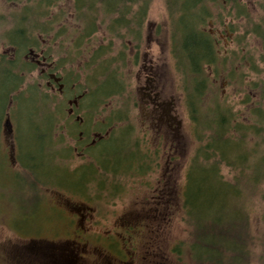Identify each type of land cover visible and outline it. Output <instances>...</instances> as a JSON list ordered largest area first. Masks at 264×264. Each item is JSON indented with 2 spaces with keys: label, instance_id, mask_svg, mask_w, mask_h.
I'll use <instances>...</instances> for the list:
<instances>
[{
  "label": "trees",
  "instance_id": "1",
  "mask_svg": "<svg viewBox=\"0 0 264 264\" xmlns=\"http://www.w3.org/2000/svg\"><path fill=\"white\" fill-rule=\"evenodd\" d=\"M216 1L164 0L171 54L196 143L180 193L187 239L172 251L181 260L184 249L192 264H264V107L235 114L217 94L213 98L219 103L203 108L209 85L225 65L217 42L205 31L211 17L208 5ZM5 2L10 10L0 14V44L12 52L0 55V148L2 124L7 118L10 123V112L17 122V136L11 141L12 161L21 169L10 176L23 175L22 181L31 187L26 192L37 195V186L60 192L64 185L87 202L113 201L124 191L121 179L144 178L156 167L148 142L136 138L132 126L127 129L122 107L99 118L102 106L127 94L124 51L133 43L138 47L152 0H70L69 12L63 6L68 0ZM99 34L109 41L93 47L91 41ZM259 36L264 48V30ZM114 41L123 46L116 56H112ZM56 43V56L61 54L62 63L74 65L86 55L84 70L69 71L75 77L65 76L63 89L82 91L75 98L80 96L78 108L85 111L89 130L109 131L107 137L87 147L82 138L76 140L88 162L73 169L67 164L75 149L68 141L73 140L77 123H68V112L56 96L37 82L28 83L37 70L35 63L26 59L29 53L34 55L42 45L52 49ZM249 66L258 72L254 62ZM48 73L39 72V77L47 82ZM238 77L241 86L252 85L246 76ZM15 109L26 114H14ZM21 116L25 122L20 121ZM6 159L0 158L2 166Z\"/></svg>",
  "mask_w": 264,
  "mask_h": 264
},
{
  "label": "rangeland",
  "instance_id": "2",
  "mask_svg": "<svg viewBox=\"0 0 264 264\" xmlns=\"http://www.w3.org/2000/svg\"><path fill=\"white\" fill-rule=\"evenodd\" d=\"M68 3L63 5L67 12L70 0ZM208 9L211 17L205 31L217 42L225 65L218 79L209 85L203 108L213 107L218 101L213 95L217 94L221 103L235 114H247L246 109L252 107L263 108L264 48L259 33L264 30V1L217 0L208 5ZM9 10L5 0H0V14ZM166 11L164 0H152L138 47L133 43L124 51L127 94L108 101L101 107L104 110L99 115L103 118L113 109L123 108L127 129L132 126L135 137L147 141L150 150L157 155L151 156L152 164L156 166L154 171L144 178L121 179L124 191L113 201L102 198L98 202H87L77 197L79 195L74 196L73 189L64 185L60 192L44 191L39 186L36 187L40 190L38 195L33 191L26 192L31 187L22 181L23 175L10 176L21 169L13 163L11 150V141L17 136V122L14 115L7 112L10 126L3 121L0 158H7L11 165L9 167L7 159L6 166L0 164V264H192L184 249L181 260L172 251L176 244L187 239L180 193L196 143L191 135L192 127L171 54L170 22ZM254 29L258 32L253 33ZM1 30L2 27L0 34ZM102 38L101 34L94 38L91 41L93 47L108 43L107 36L105 40ZM113 44L112 56H116L123 46L119 41ZM53 46L49 49L42 45L34 55L29 54L26 58L37 66L28 83L37 82L47 93L56 96L66 113L68 102L82 91L75 90L74 84V89L68 88L70 91L63 89L64 86L61 93L56 86L50 91L39 72L50 65L51 73L61 78L63 85L67 82L65 76L75 77L69 71L84 70L87 58L81 56L74 65L62 63L60 52L59 58L56 56L57 43ZM11 52L10 48L5 49L0 44V55ZM46 52L51 55L46 57ZM251 62L258 72L251 71ZM232 71L241 74L232 75ZM238 75L246 76V81L252 85L241 86ZM149 76L160 108H154L143 97ZM207 76L211 78V70ZM245 91L249 95L246 105L243 104ZM80 108L72 117L66 114L69 124L77 123L72 130L73 140L68 141L75 149L67 164L72 169L88 162L86 154L80 157L81 145L76 140L81 142L82 138V143L87 145L105 134L88 129L84 122L85 111ZM15 112L26 114L24 110L17 113L15 109ZM76 117L81 122L75 121ZM21 120L25 122V117L21 116ZM72 220L76 222L74 228H67V223Z\"/></svg>",
  "mask_w": 264,
  "mask_h": 264
},
{
  "label": "flooded vegetation",
  "instance_id": "3",
  "mask_svg": "<svg viewBox=\"0 0 264 264\" xmlns=\"http://www.w3.org/2000/svg\"><path fill=\"white\" fill-rule=\"evenodd\" d=\"M36 64L38 65V62H36ZM50 69H51V66L50 65H47L40 72L42 74L43 73H48V71H50ZM48 76H49V79L45 83L46 84V87L49 88L50 91H53L54 90V87L56 86L57 87V90H58L59 85H62L61 84L62 83L61 78L57 77L55 74H52V73L51 74H48ZM54 79H60L59 83H55V80ZM146 79H147L146 81H147L148 87L145 89V92L146 93H145V95L143 97L147 98L149 100V102H150L149 104L151 106H153L154 108H160V106H159V104L157 102L158 101V95H157V93H154L153 80H152V78L150 76L147 77ZM79 100L77 101V104L76 105L73 104V105L69 106V109L67 111L68 112V117H72V115L74 114V112L78 109ZM168 114H169V112H168ZM161 118H162V116H161ZM75 121H80L79 120V117H76L75 118ZM107 136H108V132H106L104 134V136H101L100 135V137H96V139L98 140V139H101V138H104V137H107ZM93 142H94V140L91 142L90 145H92ZM86 147H87V145H86ZM81 150H82V154L80 155V157L84 156V150L83 149H81ZM75 223H76L75 220H72L71 222H68L67 223V228H69L71 226H73V228H74ZM51 225H53V224H51ZM57 226H63V224H58Z\"/></svg>",
  "mask_w": 264,
  "mask_h": 264
},
{
  "label": "water",
  "instance_id": "4",
  "mask_svg": "<svg viewBox=\"0 0 264 264\" xmlns=\"http://www.w3.org/2000/svg\"><path fill=\"white\" fill-rule=\"evenodd\" d=\"M30 55L32 54V52L29 53ZM44 61V60H43ZM55 80V83H59L60 79H54ZM61 89H62V85H59V88H58V92H61ZM79 98V97H78ZM78 98L72 100V101H69L68 102V105L71 106V105H76L77 104V100ZM5 124L6 126H10V123H9V119L7 118L6 121H5Z\"/></svg>",
  "mask_w": 264,
  "mask_h": 264
}]
</instances>
